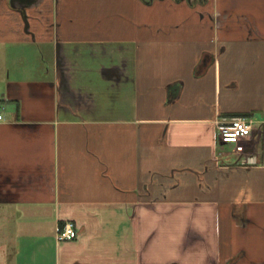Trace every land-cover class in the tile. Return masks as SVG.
I'll return each mask as SVG.
<instances>
[{"label": "crops", "instance_id": "0c3cea01", "mask_svg": "<svg viewBox=\"0 0 264 264\" xmlns=\"http://www.w3.org/2000/svg\"><path fill=\"white\" fill-rule=\"evenodd\" d=\"M26 1L0 0V264H264V0Z\"/></svg>", "mask_w": 264, "mask_h": 264}, {"label": "built area", "instance_id": "2783aa9c", "mask_svg": "<svg viewBox=\"0 0 264 264\" xmlns=\"http://www.w3.org/2000/svg\"><path fill=\"white\" fill-rule=\"evenodd\" d=\"M3 118L0 113V120ZM254 119L248 115H238L231 117L227 121H217L219 139L223 143L233 144L237 151L245 152V146L241 143L249 136L254 128ZM78 229L71 220H66L61 227H58L55 233L56 240H71L77 236Z\"/></svg>", "mask_w": 264, "mask_h": 264}, {"label": "rangeland", "instance_id": "374dc122", "mask_svg": "<svg viewBox=\"0 0 264 264\" xmlns=\"http://www.w3.org/2000/svg\"><path fill=\"white\" fill-rule=\"evenodd\" d=\"M12 60V59H11ZM15 61V60H14ZM13 61H11V63H12ZM15 63H16V61H15ZM18 64V63H17ZM12 66H14V65H12ZM15 67H16V65H15ZM8 68V67H7ZM12 70H14V69H12L11 67H9L8 69H6L5 68V70H4V73H8L9 74V72H10V76L11 77H13L14 75L11 73V72H16V71H12ZM8 71V72H7ZM3 113H5L6 114V110L5 111H2ZM263 139H264V137H263Z\"/></svg>", "mask_w": 264, "mask_h": 264}, {"label": "flooded vegetation", "instance_id": "af4514ba", "mask_svg": "<svg viewBox=\"0 0 264 264\" xmlns=\"http://www.w3.org/2000/svg\"><path fill=\"white\" fill-rule=\"evenodd\" d=\"M24 2H25V1H24ZM26 2L33 3V2H34V0H27Z\"/></svg>", "mask_w": 264, "mask_h": 264}]
</instances>
